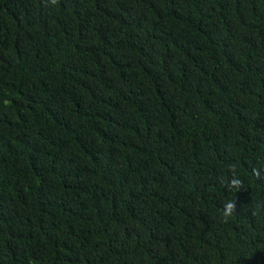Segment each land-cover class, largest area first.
I'll use <instances>...</instances> for the list:
<instances>
[{
	"label": "trees",
	"instance_id": "1",
	"mask_svg": "<svg viewBox=\"0 0 264 264\" xmlns=\"http://www.w3.org/2000/svg\"><path fill=\"white\" fill-rule=\"evenodd\" d=\"M261 166L264 0H0V264H264Z\"/></svg>",
	"mask_w": 264,
	"mask_h": 264
},
{
	"label": "clouds",
	"instance_id": "2",
	"mask_svg": "<svg viewBox=\"0 0 264 264\" xmlns=\"http://www.w3.org/2000/svg\"><path fill=\"white\" fill-rule=\"evenodd\" d=\"M252 173L257 177L264 175V166L253 167ZM243 185L244 181L239 174L234 169L230 170L229 175L224 181V189L228 192L238 191L243 189ZM236 208L237 205L234 199H225L220 209V215L224 222H228L230 220V218L235 214Z\"/></svg>",
	"mask_w": 264,
	"mask_h": 264
}]
</instances>
